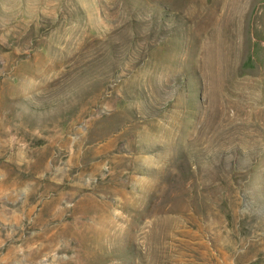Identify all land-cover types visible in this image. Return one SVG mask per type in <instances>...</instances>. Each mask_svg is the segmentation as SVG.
Returning <instances> with one entry per match:
<instances>
[{
	"label": "rangeland",
	"instance_id": "374dc122",
	"mask_svg": "<svg viewBox=\"0 0 264 264\" xmlns=\"http://www.w3.org/2000/svg\"><path fill=\"white\" fill-rule=\"evenodd\" d=\"M0 264H264V0H0Z\"/></svg>",
	"mask_w": 264,
	"mask_h": 264
}]
</instances>
